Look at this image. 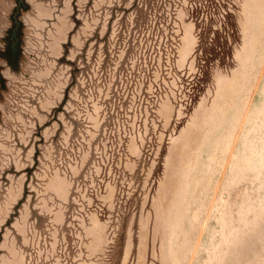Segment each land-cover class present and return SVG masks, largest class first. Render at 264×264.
<instances>
[{
	"label": "rangeland",
	"instance_id": "1",
	"mask_svg": "<svg viewBox=\"0 0 264 264\" xmlns=\"http://www.w3.org/2000/svg\"><path fill=\"white\" fill-rule=\"evenodd\" d=\"M0 264H264V0H0Z\"/></svg>",
	"mask_w": 264,
	"mask_h": 264
}]
</instances>
